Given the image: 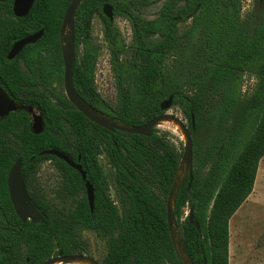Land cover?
Returning a JSON list of instances; mask_svg holds the SVG:
<instances>
[{"label":"trees","instance_id":"16d2710c","mask_svg":"<svg viewBox=\"0 0 264 264\" xmlns=\"http://www.w3.org/2000/svg\"><path fill=\"white\" fill-rule=\"evenodd\" d=\"M71 2L36 0L28 16L16 18L14 0L0 1V79L19 106L34 107L45 123L44 132L35 135L27 111L0 118V264H43L59 251L85 255V231L107 242L100 264H183L170 238L166 208L183 151L157 127L150 137L106 131L68 101L60 32ZM181 2L167 0L156 18L145 20L127 0H84L75 18L73 83L91 106L128 126L164 114L162 103L173 97L193 140V179L189 187L187 175L176 198L175 226L194 264H230L229 223L253 193L264 158V5L251 28L241 19L242 0ZM106 5L129 22L131 47L103 15ZM95 16L105 27L119 91L116 107L95 85L98 54L90 47ZM189 20L190 28L181 34L180 25ZM41 30L37 43L7 60L15 42ZM175 56L177 66L168 63ZM246 76L257 84L244 99ZM51 149L82 166L95 192L93 212L81 174L55 156L41 155ZM101 156L114 171L119 205ZM18 161L43 223H23L13 208L7 179ZM45 162L61 176L54 201L36 184ZM192 209L200 232L185 217Z\"/></svg>","mask_w":264,"mask_h":264},{"label":"water","instance_id":"95a60500","mask_svg":"<svg viewBox=\"0 0 264 264\" xmlns=\"http://www.w3.org/2000/svg\"><path fill=\"white\" fill-rule=\"evenodd\" d=\"M4 1V0H0ZM36 0H14L13 13L16 18H24L30 13ZM84 0H72L69 5L61 27V51L64 63V91L68 101L75 107L77 111L82 113L92 123L98 125L109 132H123L129 135H140L144 137H150L155 127H158L163 122H170L177 125L181 133L185 138V147L182 155V159L178 170L176 172L173 185L171 187L168 199H167V222L169 227L170 238L174 248L176 249L181 262L183 264H194L192 258L186 250V247L182 241V238L175 226L174 204L182 184L185 182L187 175H190L191 182L193 179V140L188 129L187 124L178 116L170 113L173 108V97H170L167 101L162 103L161 110L164 114L152 119L148 123L141 126H128L108 117L105 113L91 106L86 102L76 91L73 83V75L76 63V45H75V18L80 5ZM103 15L106 16L111 22L114 21L113 8L106 5L103 9ZM44 35V30L25 37L17 41L11 52L8 55L9 60L16 58L23 49L31 44L37 43ZM19 110L27 111L32 117V131L35 135H39L44 132V119L42 115L32 106H18L14 100H12L8 94L0 86V118H5L9 114ZM41 155L55 156L60 160L66 162L70 167L78 171L82 179L85 182V188L87 192V199L91 211L93 212L95 203V192L90 182L87 181V174L83 170L82 166L71 160L64 153L51 149L44 151ZM80 161V157L78 158ZM8 190L9 197L13 208L23 223L32 222L38 224L44 222L42 215L37 211L33 205L30 196L28 194L23 175H22V163L16 162L8 175ZM189 221L191 225H194L200 232V226L194 222L193 209L188 213ZM59 250V246H55V251ZM43 264H100L96 259L87 255H64L59 251L57 257H52L45 261ZM205 264V263H204Z\"/></svg>","mask_w":264,"mask_h":264},{"label":"rangeland","instance_id":"374dc122","mask_svg":"<svg viewBox=\"0 0 264 264\" xmlns=\"http://www.w3.org/2000/svg\"><path fill=\"white\" fill-rule=\"evenodd\" d=\"M123 0H116L121 3ZM130 9L141 19L152 20L156 18L167 0H127ZM264 0H242L241 19L244 23L253 28L260 16ZM192 20L180 25L181 34L185 33L191 26ZM114 24L120 30L124 44L127 48L132 45V31L127 19L121 15L114 16ZM157 39H153L155 42ZM91 50L97 52L98 61L95 73V85L101 97L112 107H116L119 101V91L115 81L114 73L110 65V51L105 40V27L102 19L95 16L91 31ZM79 52V59H82V47ZM124 63L126 57L123 58ZM178 56L171 58L169 64L177 66ZM257 80L254 77L246 76L243 84V98H248L254 91ZM170 113L181 118L187 125L188 119L180 108H172ZM157 129L160 132L168 133L169 138L176 145L179 151H184L185 138L183 134L170 122L161 123ZM101 165L109 178L111 184V197L118 201L115 195L114 171L109 166L104 156L100 158ZM61 182L60 173L51 162L42 164L37 175L36 184L54 201V190ZM65 205L56 204L58 209ZM188 211L186 216H188ZM229 262L230 264H264V158L261 160L254 191L248 200L240 207L229 223ZM82 240L86 246L85 255L101 262L108 252L105 239L97 237L94 233L85 231L82 233Z\"/></svg>","mask_w":264,"mask_h":264},{"label":"flooded vegetation","instance_id":"af4514ba","mask_svg":"<svg viewBox=\"0 0 264 264\" xmlns=\"http://www.w3.org/2000/svg\"><path fill=\"white\" fill-rule=\"evenodd\" d=\"M184 1H185V0H182L181 4H183ZM113 16H114V13H113ZM113 22H114V21H113ZM18 41H19V40H18ZM15 43H16V42H15ZM15 43H14V44H15ZM14 44H13V45H14ZM12 47H13V46H12ZM81 47H82V49H83V51H82V59H83V57H84V48H83V46H81ZM81 47H80V49H81ZM80 49H79V52H81ZM11 50H12V48H11ZM11 50H10V52H11ZM10 52H9V53H10ZM8 55H9V54H8ZM16 58H17V57H16ZM16 58H14L13 60H9V59H8V56H7V60H8V61H14ZM82 59H81V62H82ZM96 67H97V65H96ZM2 69H3V70H6V67L2 66ZM95 73H96V71H95ZM1 80H2L3 82H1ZM0 86H1L2 89L8 94V96L10 97V95H9V93H8V91H7L8 88H7V86L5 85L3 79H0ZM10 98H11V97H10ZM11 99H12V98H11ZM12 100H13V99H12ZM14 102H15V101H14ZM15 103H16V102H15ZM16 104H17V103H16ZM17 105H18V104H17ZM18 106H19V105H18ZM22 106H25V105H22ZM23 111H24V110H23ZM29 115H30V114H29ZM31 118H32V117H31ZM32 132H33V131H32ZM78 162H79V161H78ZM23 179H24V178H23ZM7 181H8V179H7ZM24 182H25V181H24ZM25 185H26V184H25ZM7 186H8V185H7ZM26 188H27V187H26ZM8 191H9V190H8ZM27 191H28V190H27Z\"/></svg>","mask_w":264,"mask_h":264},{"label":"bare ground","instance_id":"6f19581e","mask_svg":"<svg viewBox=\"0 0 264 264\" xmlns=\"http://www.w3.org/2000/svg\"><path fill=\"white\" fill-rule=\"evenodd\" d=\"M177 129H179V131L181 132V130H180V128L177 126V125H175L174 123H172Z\"/></svg>","mask_w":264,"mask_h":264}]
</instances>
